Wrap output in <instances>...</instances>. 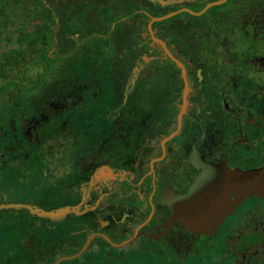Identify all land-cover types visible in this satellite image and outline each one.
<instances>
[{"label":"flooded vegetation","instance_id":"obj_1","mask_svg":"<svg viewBox=\"0 0 264 264\" xmlns=\"http://www.w3.org/2000/svg\"><path fill=\"white\" fill-rule=\"evenodd\" d=\"M2 101L0 174L42 194L0 205L67 211L2 210L0 264H264V197L175 214L264 170V0H0Z\"/></svg>","mask_w":264,"mask_h":264},{"label":"water","instance_id":"obj_2","mask_svg":"<svg viewBox=\"0 0 264 264\" xmlns=\"http://www.w3.org/2000/svg\"><path fill=\"white\" fill-rule=\"evenodd\" d=\"M251 196L264 197V170L225 172L197 182L188 195L179 197L175 214L190 230L210 233L236 205ZM10 208H26L38 217L51 221L61 219L67 211H32L27 205L1 204L0 216L2 210Z\"/></svg>","mask_w":264,"mask_h":264},{"label":"rangeland","instance_id":"obj_3","mask_svg":"<svg viewBox=\"0 0 264 264\" xmlns=\"http://www.w3.org/2000/svg\"><path fill=\"white\" fill-rule=\"evenodd\" d=\"M19 102H21V100H16L17 104H19ZM3 103L4 101H2V103L0 102V104ZM0 124L3 125V122H0ZM2 128L0 127V130ZM5 142V139L2 140L0 138V147H5ZM9 166V170L6 171L4 175L0 174V201H10L14 199L25 200L28 196H39L42 194L39 192L40 190H36L39 181L36 180L35 176L29 174L31 172H36L37 175H41L40 171L35 166L28 172H24L25 169L23 168H21L20 171H17V169L14 170L11 164H9ZM37 178L41 179L42 177ZM5 215H7V213Z\"/></svg>","mask_w":264,"mask_h":264}]
</instances>
